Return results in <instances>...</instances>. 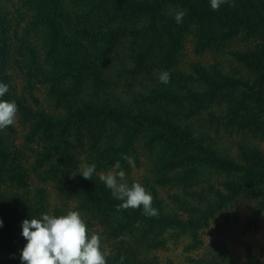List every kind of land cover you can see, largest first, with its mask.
<instances>
[{
  "label": "trees",
  "instance_id": "obj_1",
  "mask_svg": "<svg viewBox=\"0 0 264 264\" xmlns=\"http://www.w3.org/2000/svg\"><path fill=\"white\" fill-rule=\"evenodd\" d=\"M110 2L115 5L118 13L127 10L133 16L144 12L147 14L146 20L140 26L104 23L100 28L94 30L95 26L88 24L79 30L69 32V30L64 31L58 25L57 17L60 12L58 0H38L36 3H47L48 10L42 9L40 16L32 19L20 35L16 31L10 35V22L0 5V82L9 86L8 71L10 66L15 63L24 72L27 83L32 88L34 80L47 84L45 89L48 97L52 99L55 107L60 108L63 115L60 117L51 112H36L33 127L26 140L41 139V150L35 151L36 164L38 165L53 152L58 154L57 160L50 170H55L62 162L71 166L73 155L65 135L68 128H73L77 134V140H79L78 134L81 131H93L94 137L89 140V148L94 152L92 164L99 167L105 166L114 157L120 156L121 158V154H125V149L128 147L125 140L122 139L119 144L112 143L116 129H124L125 134L129 131L135 134L144 123L150 126L149 128H155L157 134H153L151 137L153 136L157 143L159 140L162 141L164 152L172 153L173 161L162 166L174 163L188 171L186 175L178 178L183 185L179 189V193L172 195L173 200L180 203V210L185 212L184 217L173 211H165L158 200H154L153 203V207L159 211L158 217L145 216L142 207L136 210L117 211V205L122 201L115 199L110 189L94 175L91 180H85L77 173V184L71 193H89L90 196L96 197L93 198L92 205L87 204L83 207L97 210L100 219L112 216L114 221L104 223L107 228H110V230L108 229L109 233L118 235L130 230L133 226L136 227L137 224L138 226L143 225V230L146 233H154L153 235L162 234L171 228L173 231L169 232V236H177L182 232L189 234L191 241L186 248L191 250L202 242L199 235L200 229L207 224L210 218L215 217V213L225 207V202L231 201L246 186H249V183L264 179V155L259 149L242 146L240 147L241 157H244L245 164L236 165L230 157L220 155L205 145L203 134L195 133L189 124L178 123L175 119L160 111H155V109L165 103H174L180 107L183 106L182 100L187 99L188 105L184 109V116L191 118L199 115L215 100V95H219L221 98L214 105L224 102L225 110L220 109L221 114L219 115L211 112L210 120L219 121L225 127L228 126L227 124L233 125L238 122L249 131L257 130L261 123L258 121L254 106L257 109L260 108L258 98L261 97L260 93L264 88V44L256 45L255 49L249 53H240L239 51L233 53L238 60L255 71L253 83L226 75L216 78L208 72H204L203 66L197 65L194 68L200 72L202 80L206 82L207 89L202 92L187 91V94L174 93V90L170 91V82L165 85L159 80L154 87L143 84L140 89L134 90V82L137 77L144 74L146 67L144 52L137 50L132 56L133 63L130 62L131 64H128L123 70L124 86L131 93L130 97L126 101H122L118 97L114 100L108 93L111 85L104 76L105 63L109 61V55L115 52V45L121 43L124 37H128V49L137 45V42L139 44L144 37L152 39L154 36L158 42L161 41L160 35L157 34L156 22L163 18L167 3H181V6L185 7L187 13L183 17L184 24H187L191 19L200 25L199 30H205L204 25L216 26L218 24L225 29L223 36L227 37L240 28L248 30L264 28V0H234V7L225 3L218 11H213L210 1L207 0H110ZM93 13L94 11L85 14ZM59 14L63 16V13ZM169 19L170 21L166 20L165 23L167 26H173L172 22L175 19L171 17ZM39 23L43 24L44 28L46 27V41L43 43L49 68L43 67L33 42L28 38L31 28ZM92 30L94 31L92 32ZM160 30H164V23ZM198 35L199 46L209 45L213 41L212 35L204 34V32L202 34L199 32ZM223 36L221 35V38L224 39ZM12 37L17 39L19 46L12 45ZM16 50L17 53H21L20 55H24L25 58L22 61L15 56ZM173 54L172 51L164 57V62L167 65L172 63ZM174 77L178 80L188 78L182 73H177ZM171 79L173 77H170V81ZM248 93L250 95H246ZM0 99L15 100L19 112L25 115L29 113L24 99L10 91ZM247 99L253 101L251 106L253 110L247 109L245 105ZM152 110L156 112L155 116L146 114ZM240 114L242 117L237 120L236 117ZM22 123L24 124L25 120ZM107 131V137L111 143L107 142L106 145L100 146L102 136ZM14 151L5 143L2 131H0V182L15 184L26 189L29 171L22 166L18 157L19 153ZM193 153H196L197 156ZM199 161L207 162L215 168L229 172L234 171L241 174L243 178L237 183L223 181L225 185L222 188L214 187L208 183L207 186L204 185L206 179L190 182V175ZM169 167L171 166L169 165ZM168 181L174 183L171 179ZM205 190L206 192H204ZM39 194L40 197L43 196L42 189ZM40 210L39 206L30 202L26 192L14 193L9 196L0 191V220L3 222L0 227V264H21L20 251L26 243L21 235L22 221L35 218ZM54 215L61 214L56 210ZM150 240L151 246L163 244L161 240L155 241L153 236ZM216 247V254L206 253L204 257L201 256L202 258H190V260L195 264L231 262L222 246L216 245ZM115 249V255L108 259L110 264H120L122 255L124 256L123 264H140L132 256L126 254L130 249L123 245V241L117 242ZM231 264H238V262Z\"/></svg>",
  "mask_w": 264,
  "mask_h": 264
},
{
  "label": "rangeland",
  "instance_id": "obj_2",
  "mask_svg": "<svg viewBox=\"0 0 264 264\" xmlns=\"http://www.w3.org/2000/svg\"><path fill=\"white\" fill-rule=\"evenodd\" d=\"M0 0L1 9L10 22V35L16 31L20 35L23 29L31 23L32 19L40 16L42 9L48 10L47 3H36L38 0ZM210 1V0H207ZM60 12L58 13V25L65 30H76L85 25L91 24L94 30L100 28L104 23L110 25H136L140 26L146 20L147 14L141 12L139 15L131 16L127 10H122L118 13L116 7L110 0H58ZM194 2V1H193ZM231 3L234 0H230ZM184 7V6H183ZM181 3H167L164 8L163 18L156 22L157 34L160 35V40L157 41L154 36L152 39L144 37L138 44L128 49L127 38L124 37L122 42L115 45L114 50L108 62L105 63L104 76L110 81L108 93L112 99L118 97L122 101L128 100L130 92L124 86V68L128 64L133 63L132 56L135 51H142L145 54V72L137 77L134 82L133 89L137 90L143 84L153 85L158 84L159 75L167 71L170 73L171 79L169 86L170 91L174 93L187 94L190 92H202L207 89L206 82L202 80L200 72L194 68L197 65L203 66V71L208 72L214 77L220 78L221 75H226L236 79H241L249 83H253L255 71L245 63L238 60L233 53H249L253 51L256 45L264 44V28L248 30L240 28L235 33L226 36L225 29L218 24L216 26L204 25L205 30H199L200 25L193 20H189L184 24L172 22L173 26H167L166 20L170 21V17L174 18L176 12L183 11L186 15L185 7ZM94 11L93 14H85ZM86 15L85 17H83ZM137 15L138 18H137ZM163 19V20H162ZM164 23V30L161 31V26ZM166 24V25H165ZM98 25V26H97ZM92 30V32L94 31ZM46 27L39 23L30 30L29 39L33 42V46L39 54V59L44 68H49V62L46 61L45 35ZM199 32L202 34L212 35L213 41L209 45L199 46ZM224 33V34H223ZM224 37L221 38V35ZM226 37V38H225ZM12 45L19 46L17 39L12 37ZM174 52L173 61L169 65L164 62V57ZM17 50L15 56L23 60L24 55ZM20 61V62H21ZM9 91L14 93L19 98L24 99L25 105L29 113L27 115L19 112L17 121L13 126H9L2 131V137L7 145H9L15 153H19L21 164L28 169L27 186H17L0 182V191L11 196L14 193L22 194L26 192L27 198L31 203L40 207L39 213L35 218H39L42 214L54 215L57 210L59 213L66 214L69 210L79 211L85 220L90 233H98L101 237L102 246L109 249L112 253L107 257L112 258L115 253V244L123 241V245L127 246L130 251L126 254L132 256L140 264H195L190 258L204 257L206 253L216 254V245L222 246L226 251L227 257L231 260V264H264V179L256 180L249 183L239 194L234 196L231 201L225 202V207L215 213L214 218H210L207 224L200 231L201 244L194 249H187L190 243V236L187 232H182L177 236H169V231L162 234L146 233L143 230V225L138 224L130 230L124 231L118 235L108 232L110 228L104 225L105 222H112L114 218L104 217L100 219L99 212L95 209L83 207L84 205L93 202V196L89 193H75L71 191L77 184V177H71L72 171L81 168L85 165L92 164L93 154L89 148L90 139L94 137L93 131L83 130L77 134L73 128L66 129V141L73 155L71 166L65 165V162L59 164L55 170H50L58 154L53 152L49 157L42 161L40 165L36 164L35 151L41 150V139L26 140L30 134L34 122L36 112H51L62 117V111L52 103L46 93V83L35 82L34 87L28 85L27 78L15 63L9 68ZM182 73L183 76H188V80H178L175 75ZM250 95V93L246 94ZM260 108L254 106L255 113L258 115V121L261 123L257 130H247L238 122L225 127L224 124L216 120H210L209 114H221L220 109L225 110V103L214 105L221 97L215 95V100L209 104L199 115L185 118L184 109L187 108L188 100H182L183 106L167 104L159 106L155 111H160L163 114L175 119L178 123L189 124L194 132L203 134L205 145L220 155L230 157L236 165H243L244 157H241L240 147L259 149L264 155V88L260 93ZM177 103V102H175ZM253 101L245 100V105L248 110L251 108ZM156 112H146L151 116H155ZM224 113V112H223ZM240 116L236 119L239 120ZM233 116V115H232ZM234 117V116H233ZM25 120V123L22 122ZM261 121V122H260ZM146 123L139 127L137 134H125L124 129H116V135H113L112 143L119 144L122 139L128 147L125 149V155L134 158V166L129 165L127 161L122 160L120 156L114 157L105 166H96V171L93 174L95 178H99L101 173H107L113 170L117 160L121 163V169L126 174V179L129 187L133 182H139L145 189L150 192L154 200H158L161 207L167 211H173L179 216L184 217L185 212L180 210V203L173 200L172 195L179 193L182 188L179 177L186 175L188 171L174 163L162 166L163 164L173 161L172 153L163 149L162 141H154L151 135L157 134L155 128H149ZM108 131L102 136L99 143L100 146L111 143L107 137ZM197 156L196 153H193ZM193 155V156H194ZM199 155V154H198ZM174 158V157H173ZM169 165L171 167H169ZM190 182H195L198 179H203L206 182L203 184H211L214 187L222 188L225 184L223 181L237 183L242 180V175L234 171L215 168L211 164L199 161L196 163L191 173ZM174 183H170L168 180ZM104 184V183H103ZM201 184V183H200ZM207 186V185H206ZM204 186V187H206ZM43 190V196L40 197L39 191ZM111 192V190H110ZM206 192V190L204 191ZM96 198V197H95ZM94 198V199H95ZM98 213V214H97ZM109 219V220H108ZM138 226V227H137ZM107 230V231H106ZM108 233V234H107ZM110 234V235H109ZM154 237L155 241H163V244L151 246L150 238ZM201 257V258H202ZM209 257V255H208ZM108 264H110L108 262ZM200 264H214L209 262H201Z\"/></svg>",
  "mask_w": 264,
  "mask_h": 264
},
{
  "label": "clouds",
  "instance_id": "obj_3",
  "mask_svg": "<svg viewBox=\"0 0 264 264\" xmlns=\"http://www.w3.org/2000/svg\"><path fill=\"white\" fill-rule=\"evenodd\" d=\"M230 0H210V7L218 11L221 5ZM185 13L176 12L174 19L177 24L182 23ZM158 80L167 85L170 82V73L162 72ZM9 91L6 83L0 82V98ZM18 106L15 100L0 99V131L13 126L17 121ZM121 159L134 166V158L121 154ZM96 171V165H85L71 172L74 177L77 173L85 180H91ZM100 181L111 190L112 196L122 201L117 205V211L136 210L142 207L147 217H158L159 211L153 207V196L139 182H133L129 187L125 172L121 169L119 160L113 170L99 175ZM0 220V227H2ZM172 232L173 229H168ZM21 235L26 240L20 251L21 264H108L107 257L111 251L102 246V237L95 232L90 233L81 213L69 210L62 215L42 214L39 218L24 219L21 224ZM124 256L120 257L123 264Z\"/></svg>",
  "mask_w": 264,
  "mask_h": 264
}]
</instances>
